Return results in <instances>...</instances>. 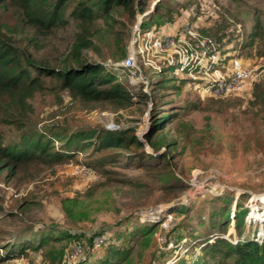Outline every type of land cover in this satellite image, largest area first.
Returning <instances> with one entry per match:
<instances>
[{
  "label": "rangeland",
  "instance_id": "374dc122",
  "mask_svg": "<svg viewBox=\"0 0 264 264\" xmlns=\"http://www.w3.org/2000/svg\"><path fill=\"white\" fill-rule=\"evenodd\" d=\"M23 3L0 0V37L16 54L2 80L26 70L44 85L23 95L0 81V264H234L226 244L210 246L264 241V0H138L107 10L101 0H36L35 14L63 7L51 32L30 24ZM80 35L92 42L82 59L115 68L135 94L130 106L83 102L39 76L38 66L73 64ZM132 51L141 80L123 68ZM236 60L255 80L227 95L218 86ZM160 116L171 117L162 133L176 144L167 159L166 147L142 138ZM108 129L142 146L97 151L95 136L88 150L54 139L60 155L47 161L5 155L29 138ZM238 203L247 210L241 228Z\"/></svg>",
  "mask_w": 264,
  "mask_h": 264
},
{
  "label": "trees",
  "instance_id": "16d2710c",
  "mask_svg": "<svg viewBox=\"0 0 264 264\" xmlns=\"http://www.w3.org/2000/svg\"><path fill=\"white\" fill-rule=\"evenodd\" d=\"M21 1L24 2L23 8L27 11L30 24L38 29L40 28L41 31L51 32L53 26L55 27L57 26V23L63 22V7L57 9L58 7L56 6L54 7V10H39V14H35L31 7L36 0ZM62 1L67 0H58V3H61ZM136 2H138V0H101V5L107 10L110 8V5L113 4L129 7L132 4L135 5ZM80 13L82 17H88L90 19L93 12L90 8L84 7ZM257 28H259L258 24ZM91 44L92 42L89 38L80 35L69 56V59H73L74 63L66 64L61 68L38 66L37 71L39 76L58 80L61 86L64 87V89H67L73 97L79 98L83 102H105L123 108L130 106L133 103L135 94L126 90L119 83L121 76L118 75L117 72H114L115 68L110 69L100 62L85 61L82 59V51L91 48ZM13 53L14 49L5 39L0 37V81H2V86L8 88L10 93L14 88H23V95L24 93L25 95L26 93L30 94L33 89H41L44 84H42L40 77L32 79L26 70H24V72L22 70L18 78L17 76H10V79L6 78L5 80H2L5 68L8 67L10 63L14 62L13 59L16 54L14 55ZM151 122L152 124L149 131L143 134L142 138L152 147H154V138L157 145L166 147L167 154L164 156L165 154L163 153L161 157L163 156L164 159H167L171 156V150L174 149L176 145L175 143H167L164 140L165 135L162 133L166 129L167 124L172 122L171 117L160 116L154 118ZM97 133V130H91L90 132H79L75 138H73V135L65 136L59 133L53 134L50 138H46V140L45 136H41L40 138H29L24 142L22 147L18 146L14 152L12 148H9L8 152H5V155L18 162L34 160L37 158L41 161H47V159H52V157L55 159L60 155L59 151L51 150L54 142H56L55 140L63 141L66 148L74 147V149H78L82 147L84 150H88L93 146L92 139L95 136L96 139L99 140L98 145H94V148L97 151L108 149L120 151L125 148H130L132 145L142 146V142L136 136L126 135V132L122 130L108 129L102 131L98 136ZM228 212L229 210H227V214ZM246 214L247 210L242 208L240 203H238L235 213L237 228H241L244 225ZM224 217L229 219L228 216L224 215ZM149 231V233H154L155 228H150ZM70 237L72 238L75 236L70 234ZM168 241L172 242L173 240H167L165 245L169 243ZM221 244L227 245V250L224 256L227 257V259L233 258L234 264H264V241L259 242L247 238L233 244L225 239L219 238L215 244L210 247L216 251ZM91 258L92 256L89 259Z\"/></svg>",
  "mask_w": 264,
  "mask_h": 264
},
{
  "label": "built area",
  "instance_id": "2783aa9c",
  "mask_svg": "<svg viewBox=\"0 0 264 264\" xmlns=\"http://www.w3.org/2000/svg\"><path fill=\"white\" fill-rule=\"evenodd\" d=\"M171 43L172 42H167L166 45L170 47ZM136 58V52L132 51L123 62V68L127 70V75L132 81L141 80V69L137 64ZM254 80L255 76L253 74V71L242 67L241 63L236 60L234 71L232 72V75L227 78V83L225 84L226 88H221V85H219L218 87L219 90L225 89L228 95L233 92L245 89L248 85L253 83ZM87 171L86 174H88ZM168 244L173 246L172 242H169Z\"/></svg>",
  "mask_w": 264,
  "mask_h": 264
},
{
  "label": "bare ground",
  "instance_id": "6f19581e",
  "mask_svg": "<svg viewBox=\"0 0 264 264\" xmlns=\"http://www.w3.org/2000/svg\"><path fill=\"white\" fill-rule=\"evenodd\" d=\"M149 12H147L146 14H148ZM261 201H264V195L259 197Z\"/></svg>",
  "mask_w": 264,
  "mask_h": 264
}]
</instances>
